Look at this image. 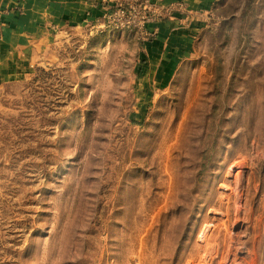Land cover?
Wrapping results in <instances>:
<instances>
[{"label":"rangeland","instance_id":"rangeland-1","mask_svg":"<svg viewBox=\"0 0 264 264\" xmlns=\"http://www.w3.org/2000/svg\"><path fill=\"white\" fill-rule=\"evenodd\" d=\"M202 16L179 65L92 30L4 90L0 264H264V0Z\"/></svg>","mask_w":264,"mask_h":264},{"label":"crops","instance_id":"crops-1","mask_svg":"<svg viewBox=\"0 0 264 264\" xmlns=\"http://www.w3.org/2000/svg\"><path fill=\"white\" fill-rule=\"evenodd\" d=\"M117 0H0V96L10 86L34 77L57 61L58 48L75 44L92 32L96 23L115 7ZM219 0H161L172 11L155 24V37L144 43L163 57L159 67L179 65L192 39ZM98 31V30H95ZM125 35L130 30H123ZM115 31L95 35L107 36ZM121 32V31H120ZM132 32V31H131ZM92 38V39H93ZM94 42H97L94 40ZM188 43V44H187ZM174 54V55H173ZM183 59V58H182ZM162 69V68H160ZM169 69V67H167ZM167 76V72L165 74Z\"/></svg>","mask_w":264,"mask_h":264},{"label":"built area","instance_id":"built-area-1","mask_svg":"<svg viewBox=\"0 0 264 264\" xmlns=\"http://www.w3.org/2000/svg\"><path fill=\"white\" fill-rule=\"evenodd\" d=\"M161 0H117L113 9L108 10L103 16L102 23L93 25L92 30H99L100 33H107L113 30H131L151 36V41L156 32L150 33L147 28L150 21H157L163 12L172 11V7L159 4ZM157 6L154 9L152 6ZM148 10H152L158 16H153ZM144 30V31H143ZM142 31V32H141ZM148 41V42H149ZM144 42V41H143Z\"/></svg>","mask_w":264,"mask_h":264},{"label":"bare ground","instance_id":"bare-ground-1","mask_svg":"<svg viewBox=\"0 0 264 264\" xmlns=\"http://www.w3.org/2000/svg\"><path fill=\"white\" fill-rule=\"evenodd\" d=\"M113 31H115V32L110 33V34H109V37H107V38L114 39L115 36H117V35H123V33H124L123 30H113ZM120 31H121V32H120ZM237 168H238V167H237ZM239 168H240V167H239ZM237 197L240 198V197H241L240 194H237ZM223 199H224V200H228L227 197H225V198L223 197ZM207 234H208V230L205 232V236H207Z\"/></svg>","mask_w":264,"mask_h":264},{"label":"trees","instance_id":"trees-1","mask_svg":"<svg viewBox=\"0 0 264 264\" xmlns=\"http://www.w3.org/2000/svg\"><path fill=\"white\" fill-rule=\"evenodd\" d=\"M98 34V33H97ZM142 44H143V41H142ZM73 48V47H72Z\"/></svg>","mask_w":264,"mask_h":264}]
</instances>
